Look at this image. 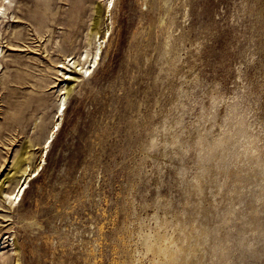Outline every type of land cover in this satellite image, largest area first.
<instances>
[{
    "label": "rangeland",
    "instance_id": "obj_1",
    "mask_svg": "<svg viewBox=\"0 0 264 264\" xmlns=\"http://www.w3.org/2000/svg\"><path fill=\"white\" fill-rule=\"evenodd\" d=\"M2 1L0 264H264V0Z\"/></svg>",
    "mask_w": 264,
    "mask_h": 264
},
{
    "label": "bare ground",
    "instance_id": "obj_2",
    "mask_svg": "<svg viewBox=\"0 0 264 264\" xmlns=\"http://www.w3.org/2000/svg\"><path fill=\"white\" fill-rule=\"evenodd\" d=\"M111 3V2H110ZM4 3H3V1H2V5L0 6V7H4V10L2 9V10H0V19L1 18H5L6 17V15H7V10L9 9V7H6L5 5H3ZM7 4H9V5H11L12 4V1L11 0H9L8 1V3ZM11 8V7H10ZM7 18V17H6ZM74 23V22H73ZM73 26V25H72ZM1 53H3V50L1 51ZM3 57H4V55H3ZM64 63V62H63ZM76 64V62H73V66ZM78 66V65H77ZM0 67H1V62H0ZM61 67H66V68H68L69 67V65H65V64H62V63H60V65L58 66V72H60V68ZM76 67V66H75ZM81 71L83 72V73H88V72H90V68H81ZM67 72H69V71H67ZM65 73V76H67L68 75V73ZM75 75V74H74ZM77 75V74H76ZM73 78H75V76H73V75H71V74H69L67 77H66V79L65 80H68V79H73ZM70 82V81H69ZM68 88V87H67ZM64 93V92H63ZM59 109H60V111H61V109H63V112H62V114H64V112H65V110H66V96L63 98V101H62V104L60 105V107H59ZM60 125V123H58V126ZM174 126V125H173ZM174 128V127H173ZM164 133L166 134V137H167V141H169V143L172 145V146H177V144H178V139L176 138V136L174 135V133H173V130H172V127L170 126V125H166L165 126V128H164ZM53 138V137H52ZM232 138V137H231ZM48 140H50V138L48 139ZM161 144V141L158 139V138H155L154 140H153V143H152V145L153 146H159ZM230 144V143H229ZM226 145V139H217V140H215L214 142H212L210 145H209V149H210V151H215V150H217V149H219V148H223L224 146ZM49 147V146H48ZM230 148V147H229ZM228 148V149H229ZM20 151V150H19ZM22 151V150H21ZM209 151V152H210ZM226 151V150H225ZM25 154H26V152L24 151V152H20L19 153V155L15 158V160L14 161H12L13 162V169H12V171H14L13 172V174L12 175H7V177H6V179L5 180H3L4 182H2L3 184H1V187H0V195L2 196V199H4L3 201L4 202H6V203H8L9 202V200H10V198H11V201H12V198H13V196H14V194L11 196V194H9L8 193V190H9V188L14 184V183H16L17 185L18 184H20L21 183V180L23 179V177H26L27 175H28V171H30V167H29V165H27V161H26V157H25ZM28 154V153H27ZM229 154V153H228ZM228 156V155H227ZM209 156H207L206 158H208ZM226 157V156H225ZM205 158V157H204ZM223 160V159H222ZM224 162V161H223ZM221 163V162H220ZM34 170V169H33ZM34 172H36V171H34ZM31 174H32V172H31ZM22 185L21 186H19L20 187V189H19V193L21 192L22 193V197H23V195H24V192H25V189L26 188H28L29 187V180H24L22 183H21ZM200 184V183H199ZM22 188H23V192H22ZM203 189V188H202ZM199 190H201V188L199 189ZM16 191V190H15ZM15 193V192H14ZM18 196V195H17ZM21 200H22V198H21ZM12 202H14V201H12ZM205 227V226H204ZM201 233H202V236H206L207 235V233H208V231L205 229V230H202L201 231ZM208 237V236H207ZM206 238V237H205ZM202 240V239H201ZM204 240V239H203ZM229 242V241H228ZM230 243V242H229ZM224 245V244H223ZM201 246V245H200ZM217 248V247H216ZM224 248V247H223ZM232 248V247H231ZM230 248V249H231ZM214 250H217V249H214ZM219 250V249H218ZM218 250H217V252H218ZM228 250V249H227ZM225 250H223V252H224ZM216 252V253H217ZM230 254V253H229Z\"/></svg>",
    "mask_w": 264,
    "mask_h": 264
},
{
    "label": "built area",
    "instance_id": "obj_3",
    "mask_svg": "<svg viewBox=\"0 0 264 264\" xmlns=\"http://www.w3.org/2000/svg\"><path fill=\"white\" fill-rule=\"evenodd\" d=\"M19 189L20 187H18L14 193V196L12 198V201H14L15 203H20L21 202V198H22V193H19ZM22 192H23V188H22ZM18 195V196H17Z\"/></svg>",
    "mask_w": 264,
    "mask_h": 264
},
{
    "label": "snow or ice",
    "instance_id": "obj_4",
    "mask_svg": "<svg viewBox=\"0 0 264 264\" xmlns=\"http://www.w3.org/2000/svg\"><path fill=\"white\" fill-rule=\"evenodd\" d=\"M109 6H111V4ZM86 74H88V73H86Z\"/></svg>",
    "mask_w": 264,
    "mask_h": 264
}]
</instances>
